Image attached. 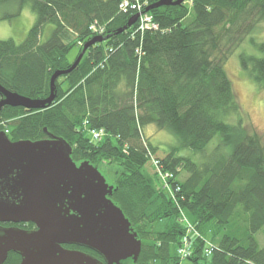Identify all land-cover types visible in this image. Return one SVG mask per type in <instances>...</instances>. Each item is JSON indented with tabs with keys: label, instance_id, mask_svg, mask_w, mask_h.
Wrapping results in <instances>:
<instances>
[{
	"label": "trees",
	"instance_id": "1",
	"mask_svg": "<svg viewBox=\"0 0 264 264\" xmlns=\"http://www.w3.org/2000/svg\"><path fill=\"white\" fill-rule=\"evenodd\" d=\"M140 1L145 12L158 0ZM120 2L0 0V9L15 5L17 12L30 4L36 16L22 43L0 41V85L18 95L45 99L53 73L70 68L94 37L107 36L55 80L50 106L3 107L0 131L12 142L51 134L68 143L76 165L112 171L110 200L141 242L137 260L121 264H264V243L257 240L260 233L264 239V143L247 131L224 68L264 22V0H191L187 26L185 1L152 8L146 13L158 30L142 34L136 23L117 33L130 18ZM239 66L264 91V56L242 53ZM149 125L177 140L162 157L145 135ZM90 129L105 136L91 141ZM148 162L152 175L143 172ZM158 171L169 175L166 185ZM19 261L9 253L3 264Z\"/></svg>",
	"mask_w": 264,
	"mask_h": 264
},
{
	"label": "water",
	"instance_id": "2",
	"mask_svg": "<svg viewBox=\"0 0 264 264\" xmlns=\"http://www.w3.org/2000/svg\"><path fill=\"white\" fill-rule=\"evenodd\" d=\"M183 1L158 0L145 12L181 5ZM139 15H132L117 33L132 26ZM106 38L94 37L70 68L54 72L45 99H30L0 85V111L5 106L26 110L50 106L55 99V80L70 73L89 46ZM46 136L37 141L12 142L0 131V224L29 223L35 227L23 230L0 226V264L9 253L20 257L19 264H121L130 258L136 261L141 242L122 211L110 200L113 187L88 162L76 165L66 141L51 134ZM63 245L88 249L102 261Z\"/></svg>",
	"mask_w": 264,
	"mask_h": 264
},
{
	"label": "rangeland",
	"instance_id": "3",
	"mask_svg": "<svg viewBox=\"0 0 264 264\" xmlns=\"http://www.w3.org/2000/svg\"><path fill=\"white\" fill-rule=\"evenodd\" d=\"M184 1L189 11L187 16L182 20V26H187L193 20V12L191 9V0ZM4 14H8L9 17L2 18ZM131 16L132 15H130V17ZM35 21L36 16L31 10L30 4H26L19 12L16 11L15 5L1 8L0 41L11 39L15 44L22 43ZM51 28V25L46 26L42 40H45L49 35ZM77 51L78 49L76 47L70 51L68 54L70 61L74 59ZM242 53L254 55L256 57L264 56V22L260 23L252 33L245 37L244 41L228 57L224 64L226 73L232 83L234 95L241 107L243 123L247 131L259 134L264 143V91L257 87L247 74L241 70L239 66V56ZM145 135L157 148L156 156L158 157H162L163 153L167 152L170 147L174 146L177 142L172 133L165 130H158L153 125H149L145 128ZM151 163L148 162L143 169L146 175L153 174L154 169ZM98 171L104 177L106 183L113 187L112 171ZM182 176L181 174L180 178H182ZM165 223L166 220L162 221L161 226ZM260 234H257V240L262 245L264 239ZM180 264L193 263L185 259L181 260Z\"/></svg>",
	"mask_w": 264,
	"mask_h": 264
},
{
	"label": "built area",
	"instance_id": "4",
	"mask_svg": "<svg viewBox=\"0 0 264 264\" xmlns=\"http://www.w3.org/2000/svg\"><path fill=\"white\" fill-rule=\"evenodd\" d=\"M118 9L120 10V12L124 14H128V13H130V15H133L135 13L140 14L136 23L137 25L135 32L142 34L146 30H153V31L158 30V25L153 21L152 16L147 13H142V3L140 0H121ZM89 29H92L94 32H96L97 35H101L104 31L103 27L93 28L92 26ZM104 136L105 133L103 130H95V129L88 130V137L92 141H100ZM152 164L156 166L157 162L152 161ZM157 173L161 181L162 182L164 181V185H166L165 180L167 177H169V175L162 174L159 171ZM181 251L184 252V250ZM206 252L209 253V250H206Z\"/></svg>",
	"mask_w": 264,
	"mask_h": 264
},
{
	"label": "flooded vegetation",
	"instance_id": "5",
	"mask_svg": "<svg viewBox=\"0 0 264 264\" xmlns=\"http://www.w3.org/2000/svg\"><path fill=\"white\" fill-rule=\"evenodd\" d=\"M0 99H2V96L0 95ZM29 223H19V224H11V223H3V224H0V226L1 227H4V228H8V227H16V228H19V226H21V225H23L24 227L26 226V225H28ZM33 225V224H32ZM35 229V227H34V225H33V229H31V230H34ZM63 248H65V249H68V250H78V251H81V252H84V253H87V252H85V251H82L81 250V247H77V246H74V245H63ZM87 254H89V253H87ZM98 259V258H97ZM21 260V259H20ZM100 260V259H99ZM100 261H102V260H100ZM19 263H20V261H19ZM18 263V264H19Z\"/></svg>",
	"mask_w": 264,
	"mask_h": 264
}]
</instances>
